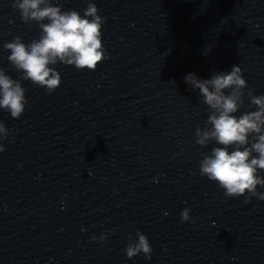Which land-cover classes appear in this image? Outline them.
<instances>
[{
    "label": "water",
    "instance_id": "obj_1",
    "mask_svg": "<svg viewBox=\"0 0 264 264\" xmlns=\"http://www.w3.org/2000/svg\"><path fill=\"white\" fill-rule=\"evenodd\" d=\"M233 66L247 81L239 116L257 110L249 89L264 95V0L150 1L99 115L53 264H264V201L227 197L201 176L200 161L221 145L196 143L210 113L184 79ZM137 231L151 259L126 256Z\"/></svg>",
    "mask_w": 264,
    "mask_h": 264
},
{
    "label": "clouds",
    "instance_id": "obj_2",
    "mask_svg": "<svg viewBox=\"0 0 264 264\" xmlns=\"http://www.w3.org/2000/svg\"><path fill=\"white\" fill-rule=\"evenodd\" d=\"M12 6L20 11L23 22L34 21L42 31L39 39L27 44L20 36L6 42L3 47L10 51L7 59L23 73L24 80L45 88L49 94L61 84V75L52 65L59 62L93 71L107 58L101 31L105 18L99 15L95 3L88 4L83 16L76 10L63 11L52 0H13ZM184 79L192 90H199L201 103L208 106L210 113L206 126L196 127V143L207 146L215 141L221 145L213 147L200 161L201 176L216 182L227 197L245 196V203L252 197L264 201V192L257 190L258 186L264 188V176L259 174L264 171V95H253L255 89H249L250 105L257 110L237 116L247 87L239 66H233L229 73L216 72L210 79H200L195 73ZM25 94L20 81L0 68V108L19 119L28 103ZM8 135V128L0 122V140ZM4 151L0 143V153ZM189 213L190 209L182 210V221L191 218ZM135 235L138 240L129 236L126 256L131 259L143 253L151 259L153 249L147 236L140 231Z\"/></svg>",
    "mask_w": 264,
    "mask_h": 264
}]
</instances>
